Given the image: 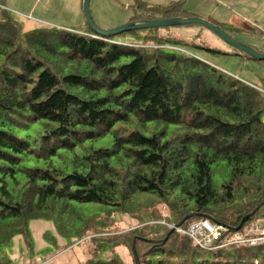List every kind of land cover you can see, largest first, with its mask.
I'll use <instances>...</instances> for the list:
<instances>
[{
    "label": "trees",
    "instance_id": "trees-1",
    "mask_svg": "<svg viewBox=\"0 0 264 264\" xmlns=\"http://www.w3.org/2000/svg\"><path fill=\"white\" fill-rule=\"evenodd\" d=\"M184 3L135 0L130 21L194 16ZM156 28L127 31L129 41L89 27L24 30L0 6V253L16 234L30 245L28 222L40 218L71 242L92 241L84 264H123L95 256L114 245L134 264H264V245L201 249L169 227L190 212L181 226L203 215L235 227L264 202V74L258 86L140 46L253 59ZM34 123V134H16ZM107 133L110 146L92 144ZM115 212L135 226L119 228Z\"/></svg>",
    "mask_w": 264,
    "mask_h": 264
},
{
    "label": "rangeland",
    "instance_id": "rangeland-1",
    "mask_svg": "<svg viewBox=\"0 0 264 264\" xmlns=\"http://www.w3.org/2000/svg\"><path fill=\"white\" fill-rule=\"evenodd\" d=\"M83 0H2L9 10L15 13L24 30L38 26L52 25L68 29L88 28L82 7ZM135 0H90L89 10L94 23L104 29L114 28L130 21L135 9ZM150 4L167 5L179 0H142ZM184 8L194 16L209 20L217 25L232 27L225 32L232 38L264 53V0H184ZM108 26V27H107ZM161 34H172L186 40L197 39L222 52H234V47L219 38L209 29L200 25H177L158 27ZM114 39L129 41L133 36L126 32L113 36ZM200 59L217 65L255 85H261L264 63L253 59H244L234 54L210 53L191 49ZM264 119V115H263ZM37 123L29 129H17L16 134L25 136L34 134ZM112 136L107 133L92 144L110 146ZM27 165H42L31 157ZM258 217V216H256ZM115 223L125 229L136 224L134 219L121 212H115ZM30 245L22 235L16 234L10 243L2 248L0 264H84L93 256L94 246L91 240L71 242L60 235L51 220L32 218L28 222ZM95 256L110 259L117 256L123 264H134L129 250L122 245L99 249Z\"/></svg>",
    "mask_w": 264,
    "mask_h": 264
},
{
    "label": "built area",
    "instance_id": "built-area-1",
    "mask_svg": "<svg viewBox=\"0 0 264 264\" xmlns=\"http://www.w3.org/2000/svg\"><path fill=\"white\" fill-rule=\"evenodd\" d=\"M140 46L161 47L193 55L176 45L140 44ZM176 230L189 237L192 244L201 249H219L230 245H264V216L246 221L238 230H229L208 218L192 220L184 227H177Z\"/></svg>",
    "mask_w": 264,
    "mask_h": 264
},
{
    "label": "water",
    "instance_id": "water-1",
    "mask_svg": "<svg viewBox=\"0 0 264 264\" xmlns=\"http://www.w3.org/2000/svg\"><path fill=\"white\" fill-rule=\"evenodd\" d=\"M89 3H90V0H83L82 1L83 14H84L85 21L88 24V27L90 28V30L93 31L96 35H99L101 37H110V36L118 35V34H121L122 32H127V31H130L132 29L164 27V26H177V25H187V24H199V25H202L205 28L209 29L210 31H212L219 38H221L222 40H224L225 42H227L228 44H230L234 48L247 53L253 59L264 60V53L259 52L256 49H254L253 47L232 38L223 29H221L217 24H215L209 20H205V19L198 17V16L168 17V18H158V19H152V20L128 21L127 23H125L123 25H120V26H117L114 28H110V29H104V28L97 26L94 23V21L92 20L91 15H90V10H89ZM263 203L264 202L258 204L257 207L251 213L242 217V219L240 220V223L235 227H231L229 225L214 221L212 219L211 220L213 222L219 224V225L226 226L227 228H230L232 230H237L240 228V226L243 224V222H245L248 218H250ZM195 215H197V213H195V212L187 213L186 215H184V217L177 224H175V227L180 226L187 219H189ZM201 216L204 217L203 215H201ZM175 227L171 228L170 231H173ZM134 240H133V244H134ZM132 248H133V252H134L133 245H132Z\"/></svg>",
    "mask_w": 264,
    "mask_h": 264
},
{
    "label": "crops",
    "instance_id": "crops-1",
    "mask_svg": "<svg viewBox=\"0 0 264 264\" xmlns=\"http://www.w3.org/2000/svg\"><path fill=\"white\" fill-rule=\"evenodd\" d=\"M189 11V10H188ZM108 27V26H107Z\"/></svg>",
    "mask_w": 264,
    "mask_h": 264
}]
</instances>
